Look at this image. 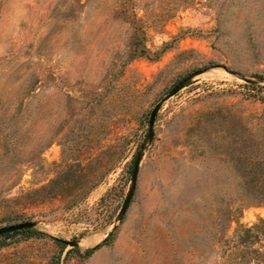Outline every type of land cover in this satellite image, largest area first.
<instances>
[{
    "label": "rangeland",
    "instance_id": "obj_1",
    "mask_svg": "<svg viewBox=\"0 0 264 264\" xmlns=\"http://www.w3.org/2000/svg\"><path fill=\"white\" fill-rule=\"evenodd\" d=\"M260 219L264 0H0V264H264Z\"/></svg>",
    "mask_w": 264,
    "mask_h": 264
},
{
    "label": "water",
    "instance_id": "obj_2",
    "mask_svg": "<svg viewBox=\"0 0 264 264\" xmlns=\"http://www.w3.org/2000/svg\"><path fill=\"white\" fill-rule=\"evenodd\" d=\"M185 83H186V81L181 82L180 84H178L170 92V94L166 97V99L171 97L172 95L178 93L184 87ZM160 106H161V103H158L154 107L152 112H151V116H150V120H149V125H150L149 138L150 139H152L153 136H154V126H155V121H156V117H157L158 111L160 109ZM140 161H141V155H139L137 157V159H136V163H135L134 171H133V187H132V190H131V192H130L127 200H126V203H125V205L123 207L122 214H124L126 212L127 206H128V204L130 203V201H131V199L133 197L134 190H135V187H136V181H137V178H138ZM34 226H35V223L32 222V221H26V222H21V223H17V224H12V225H9V226H4V227L0 228V236L4 235L6 233L17 231V230H22V229H27V228L30 229V228H33ZM56 239L59 242H62V243H65V244H71V245H76L77 244V242H75V241H67V240L60 239V238H56Z\"/></svg>",
    "mask_w": 264,
    "mask_h": 264
},
{
    "label": "trees",
    "instance_id": "obj_3",
    "mask_svg": "<svg viewBox=\"0 0 264 264\" xmlns=\"http://www.w3.org/2000/svg\"><path fill=\"white\" fill-rule=\"evenodd\" d=\"M137 159V155L135 157V160ZM28 229V228H27ZM29 231H33L28 229ZM9 233H6L4 235H7ZM39 234H41L39 232ZM261 236H264V219H260V221L258 223H256L255 225H253L250 228H240L238 229L237 233H236V238H238L241 241H250V240H255L256 238H260ZM252 242V241H250ZM258 254L261 255L262 252L261 250H257Z\"/></svg>",
    "mask_w": 264,
    "mask_h": 264
},
{
    "label": "bare ground",
    "instance_id": "obj_4",
    "mask_svg": "<svg viewBox=\"0 0 264 264\" xmlns=\"http://www.w3.org/2000/svg\"><path fill=\"white\" fill-rule=\"evenodd\" d=\"M88 240H90V239H88ZM91 240H93V239H91Z\"/></svg>",
    "mask_w": 264,
    "mask_h": 264
}]
</instances>
